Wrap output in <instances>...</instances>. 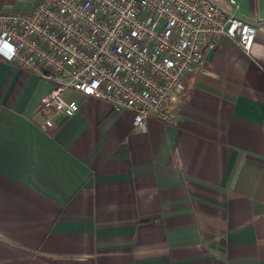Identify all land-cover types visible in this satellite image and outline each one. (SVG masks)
<instances>
[{
  "label": "crops",
  "instance_id": "obj_1",
  "mask_svg": "<svg viewBox=\"0 0 264 264\" xmlns=\"http://www.w3.org/2000/svg\"><path fill=\"white\" fill-rule=\"evenodd\" d=\"M237 1L252 44L206 53L176 122L67 88L43 128L51 82L0 54V264H264V0Z\"/></svg>",
  "mask_w": 264,
  "mask_h": 264
},
{
  "label": "built area",
  "instance_id": "obj_2",
  "mask_svg": "<svg viewBox=\"0 0 264 264\" xmlns=\"http://www.w3.org/2000/svg\"><path fill=\"white\" fill-rule=\"evenodd\" d=\"M237 0H31L0 11V54L51 82L40 126L79 103L67 88L176 122L184 76L224 37L248 49L256 24Z\"/></svg>",
  "mask_w": 264,
  "mask_h": 264
}]
</instances>
